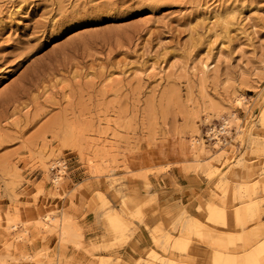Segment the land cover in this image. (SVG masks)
<instances>
[{
	"label": "rangeland",
	"instance_id": "obj_1",
	"mask_svg": "<svg viewBox=\"0 0 264 264\" xmlns=\"http://www.w3.org/2000/svg\"><path fill=\"white\" fill-rule=\"evenodd\" d=\"M261 128L264 0H0V262L245 259L264 243ZM146 201L154 215L114 244L108 216Z\"/></svg>",
	"mask_w": 264,
	"mask_h": 264
},
{
	"label": "snow or ice",
	"instance_id": "obj_2",
	"mask_svg": "<svg viewBox=\"0 0 264 264\" xmlns=\"http://www.w3.org/2000/svg\"><path fill=\"white\" fill-rule=\"evenodd\" d=\"M237 132H239V128H237ZM251 135L252 134H250V137ZM256 135H259L262 138V141H264V128L259 129L256 132ZM217 147H219V145H217ZM89 163H91V161H89ZM98 175L99 174L95 170H93L92 177L95 178ZM79 187L83 189L84 185L80 184ZM133 191L134 190L130 188L127 194H123L124 198L127 199V195L132 194ZM179 191L181 193L187 192L189 196V203H192L195 192H203V189L198 188L196 186H192V187H188L185 189H180ZM84 195H90L92 199L94 200L98 199L100 201V206L105 209V212H107L108 209L111 207L110 205H108L107 200H105L102 193L97 192L94 187H90L86 192H84ZM110 196L113 199V203L118 206L121 194L115 192V190H111ZM152 215H154V205L151 201L140 203L139 206L135 208L131 220H129L127 217L120 218V217H112L111 215H109L108 220L110 222V226L115 231L116 237H117L116 239L113 240V243L114 244H126L129 239H132V232L136 231V225H139V227L143 229L144 223H145V217L152 216ZM9 223H11V221H9ZM122 233H125L127 235L122 236L121 235ZM132 242L134 244L139 243V239L138 238L133 239ZM77 247H79V245H77ZM132 251L134 253L136 251L135 248H132ZM181 251H184V252L189 251V247L187 246V243L181 246ZM192 254L193 255L196 254V250L194 248L192 249ZM148 255L151 256V255H154V253L150 252L148 253ZM0 264H2V262H0ZM130 264H139V262L131 261ZM194 264H202V262L197 261V262H194Z\"/></svg>",
	"mask_w": 264,
	"mask_h": 264
},
{
	"label": "bare ground",
	"instance_id": "obj_3",
	"mask_svg": "<svg viewBox=\"0 0 264 264\" xmlns=\"http://www.w3.org/2000/svg\"><path fill=\"white\" fill-rule=\"evenodd\" d=\"M204 70L207 71L208 67L206 66ZM242 100H243L242 98L240 100L238 99L237 102L240 104V102ZM226 123H227V121H226ZM239 129H240V127H239ZM238 162H237V164H238ZM243 208L244 209L241 208L239 211L235 212L236 225H240L243 222H246L248 217L252 216V207L251 206H248V207L245 206ZM209 212H210V220L211 221H214L215 223L223 224L224 226L227 225V211H226L225 208L213 207V208H210ZM45 225L46 224H42V226H45ZM195 225H196L197 234L202 235V237H203V235H206V234L210 235L209 232H211V234H212V232L214 233L213 229L203 225L200 222H196ZM61 229H62V227H61ZM64 229H62L61 232H63ZM65 231H66V229H65ZM219 232H221V231H219ZM63 233L65 234L66 232H63ZM63 233H61V234H63ZM222 233H223V235L230 237V234H228L229 232H222ZM217 235H218V236H216L217 238L213 237L215 239L214 244L217 245V246H220L219 243L217 242V240H218V238L220 236V233L217 234ZM242 240L245 242L244 245L247 246L248 245V239L245 238V239H242ZM231 242H233V241L231 240ZM177 243H178V245H180V247L186 244L185 241L182 240V238H178L177 241H176V244ZM263 262H264V243H261L258 246V248L254 252H250L245 257V259L241 258V255L237 256V255H234V254H227V253L222 252L220 250H214L212 252V262H211V264H262Z\"/></svg>",
	"mask_w": 264,
	"mask_h": 264
}]
</instances>
